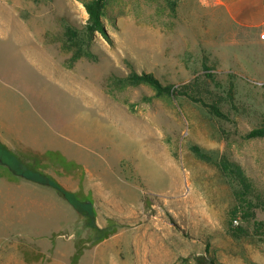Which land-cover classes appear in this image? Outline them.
<instances>
[{
    "label": "rangeland",
    "instance_id": "374dc122",
    "mask_svg": "<svg viewBox=\"0 0 264 264\" xmlns=\"http://www.w3.org/2000/svg\"><path fill=\"white\" fill-rule=\"evenodd\" d=\"M82 1L0 0V60L10 62L0 69L32 88L37 81L13 54L53 61L93 110L87 116L77 110L91 166L51 155L50 168L77 174L109 196L118 183L138 200L141 194L140 203L128 213L93 202L97 227L114 230L93 244L98 235L70 204L59 199L38 211L32 203L41 197L29 195L32 209L8 212L2 190L0 264H197L199 257L264 264V205L231 225L236 203L215 164L230 154L264 194V139L246 138L264 116V1L110 0L117 15L115 26L107 22L113 44L97 35L91 52L99 60L71 63L62 34L67 24L86 23ZM132 71L154 73L175 89L189 85L229 121L187 98L156 97L147 85L122 81ZM194 147L213 163L200 160ZM8 159L0 148V165L16 170L18 161Z\"/></svg>",
    "mask_w": 264,
    "mask_h": 264
},
{
    "label": "crops",
    "instance_id": "0c3cea01",
    "mask_svg": "<svg viewBox=\"0 0 264 264\" xmlns=\"http://www.w3.org/2000/svg\"><path fill=\"white\" fill-rule=\"evenodd\" d=\"M13 57L37 81V85L27 87L26 78L19 75L10 78L0 69V148L7 154L8 161L14 159L32 166L54 178L67 190L75 194L83 192L85 197L91 196L90 201L100 202L116 211L132 212L140 203L141 194L138 200L133 191L112 182L113 194L109 196L110 192L87 179L84 181L77 174L67 175L62 168H50L48 157L51 155L60 156L74 166H91L86 155L90 143L86 139V130L77 121V110L87 116L93 108L77 94L74 87L64 82L60 68L53 61H31L28 54L21 50ZM9 63L8 59L0 60L1 65L9 67ZM57 173L62 176L58 177ZM2 190L8 193V212L28 211L32 209L28 207L32 204L38 206L34 210H43L46 204L56 205L59 199L69 204L54 190L17 177L9 166L7 169L0 165V195ZM29 195L41 197V200L31 204Z\"/></svg>",
    "mask_w": 264,
    "mask_h": 264
},
{
    "label": "trees",
    "instance_id": "16d2710c",
    "mask_svg": "<svg viewBox=\"0 0 264 264\" xmlns=\"http://www.w3.org/2000/svg\"><path fill=\"white\" fill-rule=\"evenodd\" d=\"M83 5L87 11L88 19L82 28H77L67 24L64 27L62 34L64 40V48L72 53L70 62L82 57L90 60L98 61L99 57L91 52L92 45L95 44L97 35H101L108 43L113 44V40L107 32V22L111 25H116L117 15L114 14L113 5L110 0H83ZM206 68V78L213 83H216L215 74L210 72L209 67ZM122 81L131 85L144 84L151 87L156 94V97H171L177 95L184 97L193 103L199 104L209 111L216 118L229 121L226 115L218 104H213L205 101L201 97L196 96L191 91L189 85L175 89L174 85L164 84L154 73L132 71ZM217 85H219L217 83ZM234 82H230L228 93L231 94L234 89ZM231 97V96H230ZM247 139H264V116L261 117L258 127L252 129L246 135ZM195 155L203 162L212 164L213 159L203 153L200 148H192ZM22 163V162H21ZM221 174L226 179L229 188L232 192L236 206L231 212L230 224L239 218V216H247L253 214V210L264 205V194L254 184L252 179L247 175L243 166L236 161L230 154H224L215 163ZM9 166V165H8ZM12 173L22 179H25L34 184L50 188L62 199L67 201L78 213L85 228L94 231L98 238L93 241V244L107 239L111 233V229H99L95 223V207L93 201L83 199L77 194L67 190L59 184L51 176L42 173L32 166L20 164L18 161L16 170L10 165ZM114 226L117 223L114 220L110 221ZM118 227V226H117ZM79 250V248H78ZM197 264H209L206 257H199ZM211 264H217L215 259H211Z\"/></svg>",
    "mask_w": 264,
    "mask_h": 264
}]
</instances>
